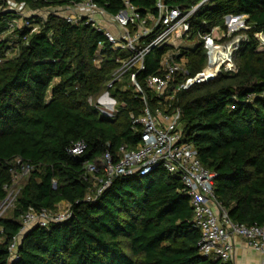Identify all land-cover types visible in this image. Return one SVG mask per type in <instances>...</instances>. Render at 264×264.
I'll return each instance as SVG.
<instances>
[{
    "label": "trees",
    "instance_id": "obj_1",
    "mask_svg": "<svg viewBox=\"0 0 264 264\" xmlns=\"http://www.w3.org/2000/svg\"><path fill=\"white\" fill-rule=\"evenodd\" d=\"M14 1L33 10L63 4ZM130 1L142 16L158 14L154 0ZM203 1L165 3L186 13ZM95 2L111 14L124 8L119 0ZM14 18L11 12L0 15V204L21 167L31 171L12 217L0 218V264H233L200 254L190 198L180 178L161 167L144 177H114L95 200H87L95 189L84 165L101 167L106 151L117 161L122 147L138 146L142 126H135L130 115L143 114V95L118 84L110 91L120 104L118 111L113 117L103 115L92 100L103 93L126 54L114 51L85 22L72 25L52 14L45 20L33 16L8 33ZM188 24L185 38L199 44L180 49L178 58H186L190 76L208 63L206 40L223 45L246 36L235 52L237 72H221L181 90L172 102L182 111L184 140L215 174L220 207L235 224L264 226V0H209ZM34 25L40 30L31 33ZM99 43L102 60L96 64ZM170 49L151 51L136 77L152 109L161 99L145 81L160 74L161 56ZM79 141L87 149L76 157L70 150ZM98 176L105 179L101 170ZM62 202L71 207V217L30 229L12 259L9 248L22 216L56 211Z\"/></svg>",
    "mask_w": 264,
    "mask_h": 264
},
{
    "label": "built area",
    "instance_id": "obj_2",
    "mask_svg": "<svg viewBox=\"0 0 264 264\" xmlns=\"http://www.w3.org/2000/svg\"><path fill=\"white\" fill-rule=\"evenodd\" d=\"M46 1V0H44ZM62 5L46 8L43 10L30 9L25 3L14 0H0V15L11 12L16 15L8 23L9 32L27 25L25 19L33 16L40 17L39 11L63 18L72 25L81 22L91 24L93 28L102 33L114 51L125 53L126 56L118 60L119 67L113 72L111 79L106 84V91L99 96V102L110 107L114 113L116 100L110 91L116 85L124 83L123 88H132L135 92L143 95L145 109L140 117L130 115L135 126H142L140 142L135 149L128 150L122 147L119 159L113 160L109 151H106L100 159V165L86 163L84 165L87 174L100 183L87 196V200H95L103 190L109 186L114 177L138 175L144 177L161 167L169 175L178 176L183 184L184 191L190 198L193 209L192 224L200 232L199 241L200 254L205 257L219 259L223 262H232L234 253V237L243 238L247 245L253 250L264 254V226L254 225L247 227L238 225L231 221L214 195L215 174L206 169L201 163L194 146L184 140L182 129V111L173 106L175 95L181 90L189 89L191 86L208 82L217 77V71L209 72L215 65L211 63L207 68L195 76H190L186 68L185 57L178 58L180 54L179 45L172 44L173 39L183 40L189 30L188 18L205 2L204 0L188 12L179 8H170L165 0H154L157 15L148 14L142 16L130 0H119L124 8L117 14L109 13L95 0H60ZM45 18L40 17L45 20ZM39 25L32 26L31 33L38 32ZM209 48L215 46L210 39ZM103 43H99L95 63L102 60L100 49ZM237 46V45H236ZM236 46L232 49V54ZM163 47L171 48L160 59V74L150 75L146 79V87L155 93L158 105L152 109L144 96L143 88L138 84L136 77L145 70L147 55L156 49ZM224 56V55H223ZM231 62L232 55L223 59ZM227 56V55H225ZM181 77L178 82L177 78ZM87 149L84 141L77 142L70 153L73 156H82ZM20 163V161H19ZM100 170L105 179L98 176ZM29 166H22L19 173L15 174L13 185L9 188L7 198L0 204V218L9 209H14L17 197L22 188L12 192L16 178L27 179L30 174ZM92 179V180H93ZM71 207L58 208L56 211L42 209L41 211H28L21 218L19 234L13 239L9 251L11 258L17 254L18 246L23 236L33 227L41 226L47 228L51 223H62L71 217ZM264 264V262H263Z\"/></svg>",
    "mask_w": 264,
    "mask_h": 264
},
{
    "label": "rangeland",
    "instance_id": "obj_3",
    "mask_svg": "<svg viewBox=\"0 0 264 264\" xmlns=\"http://www.w3.org/2000/svg\"><path fill=\"white\" fill-rule=\"evenodd\" d=\"M39 15H40V17H42V18H45L46 16H48V14H47V12L46 11H39V13H38ZM232 22H235V21H232ZM236 23H238V22H236ZM8 33H10V32H8ZM246 40V36L245 35H239V36H236L234 39H232L230 42H228V43H231V51H232V49L236 46V48L234 49V51H233V54H232V57H231V59H232V61L231 62H228V60L224 63L223 61H222V56L223 55H227V53H228V51L226 50V47H225V45L226 44H228V43H225V44H223V45H220V47H212L211 48V50H210V48H209V44H211V42L210 41H207V43L204 45V49L206 50V54H207V59H208V63H207V65H206V67L205 68H207L209 65H210V63H211V60H212V63H214V67L213 68H211V69H209V72H214V71H217V69L222 65V64H227L228 63V65H223L219 70H220V72L217 74V75H219L221 72H237V61H236V57H235V52H236V50L240 47V45H241V43L243 42V41H245ZM180 41V39L178 40V41H175V42H179ZM199 44V41L198 40H189L188 38H184L183 39V42H182V44H180L179 45V48L182 50V49H186V50H188V49H192L193 47H195V46H197ZM215 46H217V45H215ZM9 56H11V55H9ZM128 80V79H127ZM126 81V80H125ZM106 91V89L103 91V92H105ZM100 96V95H99ZM99 96H97V97H95L93 100H92V104L93 105H97L98 106V109H99V111L103 114V115H105V116H107V117H113V115L115 114L114 112H113V110H111V108L110 107H106V106H104L103 104H101L100 102H99ZM114 98V97H113ZM116 100V99H115ZM116 102H117V100H116ZM119 106H120V104H118V102L116 103V106H115V110H118V108H119ZM93 179V178H92ZM25 181H26V179H21L19 176L16 178V185L14 186V188L13 189H11L12 190V192L14 191V192H17L18 190H19V188H21V186L22 185H24V183H25ZM100 182L98 181V180H94L93 179V184H94V186H95V188L96 187H98V184H99ZM65 208V207H64ZM12 213H13V211H12V209H9L8 211H6V213L3 215V217L5 218H10V217H12Z\"/></svg>",
    "mask_w": 264,
    "mask_h": 264
},
{
    "label": "crops",
    "instance_id": "obj_4",
    "mask_svg": "<svg viewBox=\"0 0 264 264\" xmlns=\"http://www.w3.org/2000/svg\"><path fill=\"white\" fill-rule=\"evenodd\" d=\"M178 40L179 39H173L171 42L174 46L182 44L183 40H180L179 42H175ZM127 79L126 81H124V83L128 81ZM124 83H122V85ZM67 205H68L67 203L62 202L59 208H64ZM233 242H234V253H233V258L231 260L233 264H263L264 254L250 248L243 238L234 237Z\"/></svg>",
    "mask_w": 264,
    "mask_h": 264
},
{
    "label": "water",
    "instance_id": "obj_5",
    "mask_svg": "<svg viewBox=\"0 0 264 264\" xmlns=\"http://www.w3.org/2000/svg\"><path fill=\"white\" fill-rule=\"evenodd\" d=\"M231 46H232L231 43H228V44L225 45L226 50L228 51V53H227V56H225V55L223 56V59H226L227 57H230L232 55ZM210 80H212V79H210Z\"/></svg>",
    "mask_w": 264,
    "mask_h": 264
}]
</instances>
